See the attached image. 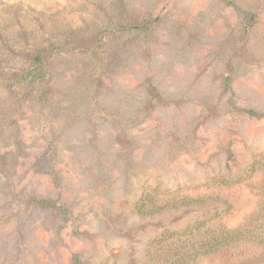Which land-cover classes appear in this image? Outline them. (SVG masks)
Masks as SVG:
<instances>
[{
  "label": "rangeland",
  "instance_id": "374dc122",
  "mask_svg": "<svg viewBox=\"0 0 264 264\" xmlns=\"http://www.w3.org/2000/svg\"><path fill=\"white\" fill-rule=\"evenodd\" d=\"M0 264H264V0H0Z\"/></svg>",
  "mask_w": 264,
  "mask_h": 264
},
{
  "label": "trees",
  "instance_id": "16d2710c",
  "mask_svg": "<svg viewBox=\"0 0 264 264\" xmlns=\"http://www.w3.org/2000/svg\"><path fill=\"white\" fill-rule=\"evenodd\" d=\"M38 60H40L41 59V56L40 57H38L37 58ZM34 78L36 79L37 78V76H34ZM195 201H192V202H184V204L185 203H187V204H192V203H194ZM168 208V204H165L164 206H162V208L160 209V210H165V209H167ZM237 235H242V233H239V230L238 229H230L228 232H227V234H226V236H224V238H223V240H220L219 238H217L216 240H214L213 242H210L209 243V246L211 247V248H214V247H216V246H220V245H227V243H234V242H236V236ZM203 245H205V244H203ZM203 245L202 246H200V247H198L196 244H193L192 245V247H191V249H193V250H195L197 253H200V248H202L203 247Z\"/></svg>",
  "mask_w": 264,
  "mask_h": 264
}]
</instances>
